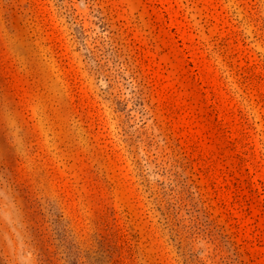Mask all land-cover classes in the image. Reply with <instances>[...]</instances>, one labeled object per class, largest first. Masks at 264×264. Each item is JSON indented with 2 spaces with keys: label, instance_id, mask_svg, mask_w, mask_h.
<instances>
[{
  "label": "rangeland",
  "instance_id": "rangeland-1",
  "mask_svg": "<svg viewBox=\"0 0 264 264\" xmlns=\"http://www.w3.org/2000/svg\"><path fill=\"white\" fill-rule=\"evenodd\" d=\"M0 264H264V0H0Z\"/></svg>",
  "mask_w": 264,
  "mask_h": 264
}]
</instances>
